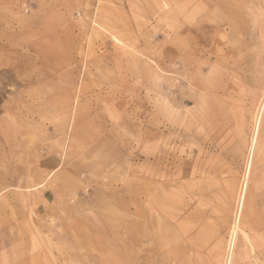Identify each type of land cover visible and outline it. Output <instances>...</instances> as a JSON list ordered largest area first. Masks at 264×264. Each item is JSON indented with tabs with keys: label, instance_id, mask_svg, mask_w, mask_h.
Segmentation results:
<instances>
[{
	"label": "rangeland",
	"instance_id": "obj_1",
	"mask_svg": "<svg viewBox=\"0 0 264 264\" xmlns=\"http://www.w3.org/2000/svg\"><path fill=\"white\" fill-rule=\"evenodd\" d=\"M0 264H264V0H0Z\"/></svg>",
	"mask_w": 264,
	"mask_h": 264
},
{
	"label": "bare ground",
	"instance_id": "obj_2",
	"mask_svg": "<svg viewBox=\"0 0 264 264\" xmlns=\"http://www.w3.org/2000/svg\"><path fill=\"white\" fill-rule=\"evenodd\" d=\"M207 117H208V116H207ZM177 122H178V121H177ZM178 159H179V158H178ZM174 164H175V163H174ZM150 172H151V171H150ZM157 175H158V174H157ZM150 176H151V175H150ZM154 178H155V177H154ZM163 183H164V182H163ZM163 187H164V186H163ZM249 203H250V202H249ZM160 205H161V204H160ZM162 206H163V205H162ZM246 211H247V210H246ZM246 215H247V214H246ZM246 215H245V216H246ZM254 222H255V221H254Z\"/></svg>",
	"mask_w": 264,
	"mask_h": 264
}]
</instances>
